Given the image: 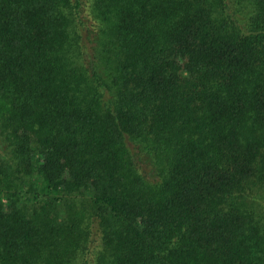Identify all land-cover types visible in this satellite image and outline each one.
Returning a JSON list of instances; mask_svg holds the SVG:
<instances>
[{"label":"trees","instance_id":"16d2710c","mask_svg":"<svg viewBox=\"0 0 264 264\" xmlns=\"http://www.w3.org/2000/svg\"><path fill=\"white\" fill-rule=\"evenodd\" d=\"M0 264H264V0H0Z\"/></svg>","mask_w":264,"mask_h":264}]
</instances>
